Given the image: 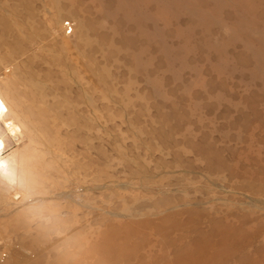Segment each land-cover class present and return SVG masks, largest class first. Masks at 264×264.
<instances>
[{"label": "rangeland", "instance_id": "374dc122", "mask_svg": "<svg viewBox=\"0 0 264 264\" xmlns=\"http://www.w3.org/2000/svg\"><path fill=\"white\" fill-rule=\"evenodd\" d=\"M0 88V264H264V0H0Z\"/></svg>", "mask_w": 264, "mask_h": 264}, {"label": "bare ground", "instance_id": "6f19581e", "mask_svg": "<svg viewBox=\"0 0 264 264\" xmlns=\"http://www.w3.org/2000/svg\"><path fill=\"white\" fill-rule=\"evenodd\" d=\"M10 105L0 90V178L7 184L14 185L18 183L19 178L18 154L13 152L10 155H6V152L10 145H20L25 138V134L17 112H14Z\"/></svg>", "mask_w": 264, "mask_h": 264}]
</instances>
